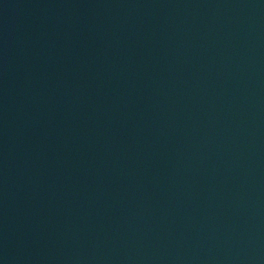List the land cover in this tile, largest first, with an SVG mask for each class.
Wrapping results in <instances>:
<instances>
[{
    "label": "water",
    "instance_id": "1",
    "mask_svg": "<svg viewBox=\"0 0 264 264\" xmlns=\"http://www.w3.org/2000/svg\"><path fill=\"white\" fill-rule=\"evenodd\" d=\"M0 264H264V0H0Z\"/></svg>",
    "mask_w": 264,
    "mask_h": 264
}]
</instances>
